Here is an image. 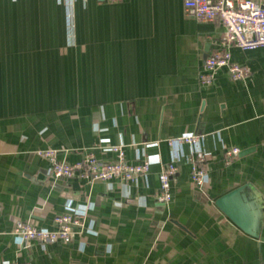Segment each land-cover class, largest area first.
Segmentation results:
<instances>
[{"label":"crops","instance_id":"crops-1","mask_svg":"<svg viewBox=\"0 0 264 264\" xmlns=\"http://www.w3.org/2000/svg\"><path fill=\"white\" fill-rule=\"evenodd\" d=\"M223 33L188 17L183 0H0V264H264V49L233 50L247 80L223 69L202 90ZM193 132L208 184L192 183L183 145L173 200L160 205L159 176L174 158L165 141ZM101 139L124 144L130 161L157 162L135 184L90 185L50 179L37 155L53 148L77 163L91 148L113 159ZM227 195L249 231L217 207ZM68 201L93 203L86 225L96 234L16 245L17 221L52 228Z\"/></svg>","mask_w":264,"mask_h":264},{"label":"built area","instance_id":"built-area-1","mask_svg":"<svg viewBox=\"0 0 264 264\" xmlns=\"http://www.w3.org/2000/svg\"><path fill=\"white\" fill-rule=\"evenodd\" d=\"M117 1V0H111ZM188 17L204 23L220 22L224 33L219 47L207 57L199 75V88L204 90L216 85L219 71L225 69L234 81H245L251 75L250 67L233 61V50L244 52L264 49V6L255 0H183ZM71 16V15H70ZM203 136L198 133H187L170 138L165 143L174 152L171 161L159 176L160 186L156 193V202L167 206L173 200V183L178 173L177 161L182 157L179 151L183 145L190 148L187 162L191 165L190 177L198 188L208 184L206 169L202 163L207 155L201 147ZM156 144H159L156 143ZM152 143H145L148 148ZM103 153H111L113 159H100L93 149H84L83 158L77 163H69L59 159V152L53 148L37 151V155L48 163L50 179H82L92 185L97 181L135 184L141 177H146L157 159L148 153L130 161L124 144H112L108 139L100 140ZM240 150L233 148L228 156L237 157ZM199 162H196L197 160ZM66 211L53 217V227L38 226L29 221H17L12 237L20 248H28L33 243L42 247L48 244H69L76 236L85 233L96 234L93 227H87L86 219L94 205L74 204L68 201ZM1 211V206H0ZM4 264H32L30 262L5 261Z\"/></svg>","mask_w":264,"mask_h":264},{"label":"water","instance_id":"water-1","mask_svg":"<svg viewBox=\"0 0 264 264\" xmlns=\"http://www.w3.org/2000/svg\"><path fill=\"white\" fill-rule=\"evenodd\" d=\"M228 198V195L220 198L216 205L217 207L229 218L231 219L238 227L243 229L244 231H249L244 223H242L238 217L226 206L225 202Z\"/></svg>","mask_w":264,"mask_h":264}]
</instances>
